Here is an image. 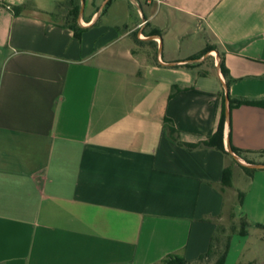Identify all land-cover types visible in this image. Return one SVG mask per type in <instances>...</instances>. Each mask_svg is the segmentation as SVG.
I'll use <instances>...</instances> for the list:
<instances>
[{
	"label": "crops",
	"instance_id": "obj_1",
	"mask_svg": "<svg viewBox=\"0 0 264 264\" xmlns=\"http://www.w3.org/2000/svg\"><path fill=\"white\" fill-rule=\"evenodd\" d=\"M136 1L0 0V264H264V0Z\"/></svg>",
	"mask_w": 264,
	"mask_h": 264
},
{
	"label": "rangeland",
	"instance_id": "obj_2",
	"mask_svg": "<svg viewBox=\"0 0 264 264\" xmlns=\"http://www.w3.org/2000/svg\"><path fill=\"white\" fill-rule=\"evenodd\" d=\"M215 55V54H214ZM214 56H208L203 60V63H205V66H211L213 62ZM230 152L232 154L238 155L243 158L240 159L241 167L240 169L238 166L233 163L230 167V177L232 175L235 179L238 180H246L248 176L250 175V171L253 166L264 164V153H243L242 151H233L230 149ZM233 193L232 197L233 199H239V194ZM228 195H230L229 192H227ZM242 218L234 219L232 217V214H228L226 219L224 220V223L220 225L218 232L215 237V241L213 242L212 249L210 250L209 254L202 257L199 261H197L196 264H214L215 261L220 257L227 240V237L229 233L236 227V225L242 226L243 225Z\"/></svg>",
	"mask_w": 264,
	"mask_h": 264
},
{
	"label": "trees",
	"instance_id": "obj_3",
	"mask_svg": "<svg viewBox=\"0 0 264 264\" xmlns=\"http://www.w3.org/2000/svg\"><path fill=\"white\" fill-rule=\"evenodd\" d=\"M68 2L71 5V10H70L71 24H70V26L74 30V35L76 37H79L80 36V32H81V28L76 25L78 7H77V5H75L73 3V0H68ZM154 31L155 30H152V32H154ZM134 41H135V43H140V40L138 38H136V37L134 38ZM146 42H148V44H151L150 41H146ZM212 49H214V47H212V45H208L204 49L203 53H206V52H208V51H210ZM219 66H220V70H221L223 76L226 78V83H227V70H226L222 60H220ZM227 98H228V102H229V107L230 108L233 107V106H238V105H242V104L264 106V102L261 101V100H249V99L231 98L229 95H227ZM222 118H223V113L221 114V118H220V121H219V124H218V127H217L216 131L211 136H209L203 142V144L208 145V146H214V147H216L219 150H223V145H222ZM168 130H169V133L172 135L173 132H174V129L171 126H168ZM191 146H194V145H191ZM231 149L233 151H240L239 149H237L235 147H232V146H231ZM252 170L253 169H251L250 174H251ZM223 174H224L223 184L224 185H229L230 184V170H229V168H226L224 170ZM228 240H229V237H227V240H226V243H225V247H224L220 257L215 261L214 264H223L224 257L226 255L227 248H228ZM210 250H211V248H210ZM210 250H208L206 255L209 254ZM160 264H194V263H191V262H189V261H187V260H185L183 258L177 257V256H169L166 259H164V261L162 263H160Z\"/></svg>",
	"mask_w": 264,
	"mask_h": 264
},
{
	"label": "built area",
	"instance_id": "obj_4",
	"mask_svg": "<svg viewBox=\"0 0 264 264\" xmlns=\"http://www.w3.org/2000/svg\"><path fill=\"white\" fill-rule=\"evenodd\" d=\"M132 2L134 4H136V5H138V2L136 0H132ZM144 23H145V20H143L142 22H140L139 25H138V27L141 29L143 27Z\"/></svg>",
	"mask_w": 264,
	"mask_h": 264
}]
</instances>
